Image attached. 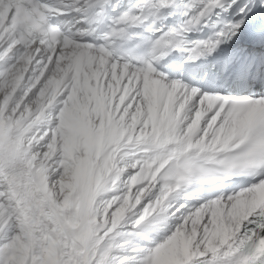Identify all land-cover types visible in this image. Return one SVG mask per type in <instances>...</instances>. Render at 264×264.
<instances>
[{"label": "snow or ice", "instance_id": "obj_1", "mask_svg": "<svg viewBox=\"0 0 264 264\" xmlns=\"http://www.w3.org/2000/svg\"><path fill=\"white\" fill-rule=\"evenodd\" d=\"M0 264H264V0H0Z\"/></svg>", "mask_w": 264, "mask_h": 264}]
</instances>
